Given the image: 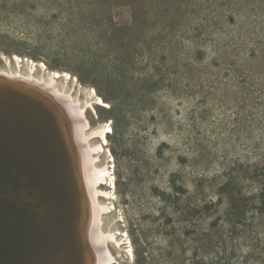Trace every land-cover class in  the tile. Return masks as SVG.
<instances>
[{"label": "rangeland", "instance_id": "1", "mask_svg": "<svg viewBox=\"0 0 264 264\" xmlns=\"http://www.w3.org/2000/svg\"><path fill=\"white\" fill-rule=\"evenodd\" d=\"M15 55L107 103L113 264H264V0H0Z\"/></svg>", "mask_w": 264, "mask_h": 264}, {"label": "water", "instance_id": "2", "mask_svg": "<svg viewBox=\"0 0 264 264\" xmlns=\"http://www.w3.org/2000/svg\"><path fill=\"white\" fill-rule=\"evenodd\" d=\"M6 88L0 86V264H80L77 187L63 141L41 110Z\"/></svg>", "mask_w": 264, "mask_h": 264}, {"label": "bare ground", "instance_id": "3", "mask_svg": "<svg viewBox=\"0 0 264 264\" xmlns=\"http://www.w3.org/2000/svg\"><path fill=\"white\" fill-rule=\"evenodd\" d=\"M15 58L19 63L18 69L16 66L13 69L11 64L10 69L0 68V86L9 87L6 89L41 110L52 121L63 141L77 187L80 264H113L116 257L109 244L122 249L127 247L123 242L128 237L123 238L121 231L104 228L103 216L116 209H111L114 207L113 169L110 161H101L109 127L100 125L93 128L88 119L89 106L106 107L107 103L96 92L92 96V91L84 95L79 80L68 72L48 70L44 62L33 59H30L27 71L23 72L20 62L24 59L17 55ZM111 222L115 224L117 221L111 218Z\"/></svg>", "mask_w": 264, "mask_h": 264}, {"label": "trees", "instance_id": "4", "mask_svg": "<svg viewBox=\"0 0 264 264\" xmlns=\"http://www.w3.org/2000/svg\"><path fill=\"white\" fill-rule=\"evenodd\" d=\"M234 201H232V203H233ZM234 204V203H233Z\"/></svg>", "mask_w": 264, "mask_h": 264}]
</instances>
